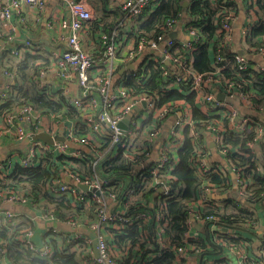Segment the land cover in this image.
<instances>
[{
    "label": "built area",
    "instance_id": "built-area-1",
    "mask_svg": "<svg viewBox=\"0 0 264 264\" xmlns=\"http://www.w3.org/2000/svg\"><path fill=\"white\" fill-rule=\"evenodd\" d=\"M49 2H55L61 12L65 13V7L69 12V19H63L59 23L61 30L69 32L65 48L52 54L50 58L59 66L58 78L65 82H71L72 79H75L79 91L76 96L72 97L65 89L56 93L50 90L47 83L44 82V69L40 70L37 75L38 85L41 90H45L46 95L53 103L72 107L77 113V120L86 126L87 132L86 135L75 134L76 122L74 125L68 126L67 119L64 121L67 124L64 126L63 123L58 130L56 127L59 125L58 122L53 124L49 118V122L42 121L40 114L35 113L34 109L28 105L12 110L2 120L7 128L14 127L17 120L25 122L29 128H34V131L43 127L44 124H49V127L42 128V130L50 136L58 134L63 129L61 133L65 138L63 143L57 142L53 138L52 145L40 141L32 143L25 151L19 165L21 167L36 165L38 158L46 155L83 158L79 151L74 152L73 155L69 153L68 146L70 143L89 147L97 154L93 167L100 160L116 156L118 153L131 160L136 155L149 156L151 148L158 144L156 163L149 166L143 164L142 166L144 169L149 167L150 185L160 195L159 198L153 196L148 204L149 207L156 209H147L130 214L126 202L122 201L125 196L129 201L135 199L133 189H127L124 193L126 195L119 199L117 191L111 192L115 186H110L101 179L98 173L94 172V169L91 175L86 176L66 166L67 169L63 175L71 183L63 181L60 177H51L46 184V189L54 197L68 196L73 208L85 204L95 211L93 219H74L71 216L64 220L71 229L85 227L88 232L94 235L98 252L97 258L94 256L91 240L87 235L74 233L72 239L66 240L69 253L74 255L79 264H126L125 259L129 257L130 252L128 249H117L112 244V233L115 232L123 236L127 234L125 232L129 226L138 222H151V220L155 221V240L159 250L172 252L174 257L172 264H187L189 255L191 253L198 254L199 251L189 244L186 247L170 248L164 232L168 225L165 210L167 200L170 198L167 180L171 179L169 172L174 169V165L166 166V164L171 158H175L183 146L186 130L191 137L192 145H195L196 155L200 154L201 145L197 142V133L191 118L190 108L182 100L160 102L157 96L147 94L144 90L133 93L132 90L124 86L122 81L115 80L117 64L133 65L134 69L130 72H132L136 84L142 86L149 84L150 76L148 73L150 69L160 70L162 76L168 79L166 81L170 82L163 91L177 88L182 80L187 77L190 84L189 91L196 93L195 101L199 105L198 108L204 113H212L218 116V118L212 119L211 123L206 125L205 130H203L211 136L217 152L223 157L231 155L233 151L242 153L238 147L232 148L231 145L224 143V138L228 132L241 135L252 131L255 135L252 141L247 143V147L255 154V146L263 144L264 141V126L255 122L251 118L252 115L241 114L239 108L247 112L257 111L254 100L258 97L251 89H242L231 80L218 79L216 76L221 70L229 67H234L238 71L251 70L254 73L264 74V36L262 43L254 47H250L245 42L254 26L264 25V13L254 5L255 0L248 1L245 9V23L240 29V38L245 55L236 53L232 57V64H230L228 60L217 54L211 63L213 72L204 78L193 71L192 59L186 60L184 56L185 53L195 50L196 45L203 44V38L198 32V28L192 23H188V20L179 18L166 21L157 37L137 35L138 24L149 17L150 13L159 5L160 0H124L120 6L123 12L122 17L115 22L109 33L102 36L103 45L101 50L97 52L87 51L83 47L82 40L89 29L88 22L93 17L89 7L82 0H0V22L7 24L9 31H12L14 25L11 22L15 16L22 23L25 20L22 15L23 11L38 12ZM211 3L216 7L214 24L218 28V34H221L223 39L220 47L231 44L233 24L237 15L235 4H233L234 0H211ZM179 22L183 24L185 34L188 36L187 43H181L170 37L174 27ZM129 35H132L133 38H129ZM33 47L31 40L26 38L20 48L13 49L10 53L12 56L21 59L24 54L34 53ZM137 60L139 63L134 64ZM166 62L172 68L166 66ZM7 74L10 76V73ZM177 91L183 92V89L178 88ZM220 95L223 96L222 99L218 98ZM8 98L7 90L0 91V106L6 103ZM212 109L215 110L212 111ZM257 112L264 117V107H260ZM63 115L61 114L60 117L62 118ZM57 116L58 114H53L51 118L56 120ZM169 119L174 121L167 137L163 138L161 137L163 125ZM224 119H227L226 126L223 124ZM125 121L127 122L125 123ZM15 130L18 140H22L27 134L26 130L21 127H16ZM105 140H108V146L104 151L98 152L100 143ZM145 142L149 149H146ZM227 161L231 165L239 200H245L250 185L249 179L244 169L235 168L231 160L227 159ZM3 166L4 164L0 163V168ZM193 167L199 176L208 172H221L218 168L201 169L196 163ZM255 169L260 170L258 164ZM79 186H88L94 191H83L79 189ZM219 191L221 190L210 185L203 189L199 199L192 204L185 238H190L188 233L192 227V221L206 224L212 244L222 246L227 254H235L237 264H253L249 262L244 249L233 250L227 246V242L219 237V234L226 233L230 238L240 241L241 246H247V242H244L235 230L219 225L218 221L211 216L204 218L200 213V210L206 206L222 207V201H212L210 198ZM224 197L226 198V196ZM26 201L27 197L24 193L17 190L0 191V202L16 204ZM245 205L249 206L247 202ZM113 207L115 208L113 209ZM41 215L47 222L61 220L55 219L52 211L45 207H41ZM23 220L22 215L10 210L0 211V227L6 230H15L17 224L21 221L24 222ZM48 232L52 235L60 233L56 228L48 229ZM19 234L17 240L21 250L31 252L42 259L51 255L52 249L46 239L39 248L31 240L32 231L19 232ZM5 243L0 240V264H8ZM259 251L262 254V263L264 264V248H260ZM156 255L147 253L143 261L145 263L150 262ZM131 262H134V258L131 259Z\"/></svg>",
    "mask_w": 264,
    "mask_h": 264
},
{
    "label": "trees",
    "instance_id": "trees-1",
    "mask_svg": "<svg viewBox=\"0 0 264 264\" xmlns=\"http://www.w3.org/2000/svg\"><path fill=\"white\" fill-rule=\"evenodd\" d=\"M92 4L97 15L88 22L91 32L99 28L106 27L105 32H109L115 22L122 17L120 7L116 14L111 15V19L107 20L108 12L105 11L103 5L108 0H86ZM220 1V0H219ZM187 5L184 6V3ZM235 4V3H233ZM254 5L264 13V0H256ZM185 15L188 23H192L198 28V32L203 38V44L196 45L195 50L190 53H185V59L191 60V66L195 73L207 77L213 72L212 60L214 56L220 54L221 58H225L232 64V57L236 54L231 44L222 46V35L218 34L217 26L214 24V17L216 15V7L211 3V0H160L159 5L150 13L149 17L138 24L137 35L141 37H157L161 33V27L168 20H176L183 18ZM264 36V25H256L253 27L246 43L250 47L260 45ZM137 39V37H134ZM27 55L24 59L16 61L10 65V59L3 63V71L12 75L14 85H8L14 95L8 98L7 102L0 106V122L5 115L17 107L24 105L30 106L32 109H38L45 113L64 114L75 120V134L86 135L87 128L84 124L77 120L76 111L61 103H53L49 96L46 95L44 89H38L35 84V78L42 66L47 62L45 59L37 56L36 54ZM3 56H8L7 52ZM8 75V74H7ZM148 75L150 76L149 84L139 85L133 77L132 72H127L119 79L124 86L137 93L145 91L147 94L157 96L160 102H173L182 100L190 108L191 118L194 121V127L197 133V142L201 145L202 134L199 130H205L206 125L211 123L212 119L218 118L217 115L212 113H204L196 106V93L189 91V80L184 78L182 82L172 90L163 91L166 85L170 82L166 81L167 78L163 77L160 70L150 69ZM218 79H229L236 86L242 89H251L256 95L257 99L254 104L259 111L260 107H264V74L254 73L251 70L238 71L234 67L225 68L220 71L216 76ZM178 88L183 89V92H178ZM62 100V99H60ZM215 109H212L214 111ZM255 122L260 121L251 116ZM223 124L227 125V119H224ZM261 124V123H260ZM146 124L144 125V127ZM254 133L252 131L245 132L244 134H236L228 132L224 138V143L231 145L232 148L238 147L242 153L233 151L231 155L226 158L231 160L235 168L244 169L250 185L247 189V197L245 200H235L233 198L224 199L221 208L206 206L200 213L202 217L211 216L216 219L219 225L227 227L228 229L235 230L240 236L241 232H247L252 229L254 223L257 221L256 208L250 209L246 206L251 203L257 205L260 209L264 210V151L261 154L262 162L248 147L247 143L251 142ZM108 146V140L100 143L98 152L104 151ZM146 149L149 146L145 142ZM200 155H206L207 151L200 147ZM81 151V150H80ZM195 145L191 143V137L188 135L187 130L183 140V146L177 152L174 159H170L166 166L172 164L174 169L171 170V179H168L169 185V199L167 200L165 217L168 219V225L165 227L164 235L167 238L168 246L171 247H186L187 244L194 246L198 250V254L209 252L208 248L215 249L205 238L199 239L185 238L188 231V221L190 217V207L200 197L203 189L213 185L220 189L222 192L226 188L231 187V180L228 175L222 172L212 173L208 172L203 176H199L193 167L197 162ZM83 158L64 157L46 155L45 157L38 158L36 165L30 167H21L16 165L12 172L0 178L1 190H17L20 193L28 192L32 198H45V208L50 209L52 213L61 220H66L73 216L74 219H93L95 211L92 207L80 204L73 208L70 205V198L66 195L54 197L45 190L48 180L54 175L53 169L58 163H70L69 167L77 173L84 175H91L94 172L98 173L101 179L105 180L110 186H115L111 192H116L120 199L127 189L132 188L134 191L135 199L129 201L127 196L124 197L122 202H126L129 213L138 211H145L147 209L153 210L156 208L149 207V201L155 196L159 198L156 189L151 187V176L149 167L142 166L145 164L147 155L133 156L124 158L120 153L113 157H107L100 160L93 167L96 162L97 154L89 147L82 150ZM94 155V156H93ZM259 165L260 170H256V165ZM76 168H73V166ZM138 169V170H136ZM143 169V170H141ZM141 170V171H140ZM131 176V178H129ZM130 182V183H129ZM120 186V187H119ZM157 193V194H156ZM26 196V195H25ZM86 218V219H87ZM211 223V222H210ZM212 223H214L212 221ZM33 231V226L29 222H21L17 224L15 230H6L0 227V240L5 243L7 250V260L10 264H79L74 258V255L69 253V247L66 244V239L59 244L47 237V241L51 246V255L45 259L32 254L31 252L21 250L19 248V241L17 238L19 232ZM50 233V232H48ZM126 235H119L115 232L112 233L111 242L117 249H128L130 255L125 259L126 264H172L174 257L171 251H161L155 240V221L151 222H138L129 226L125 232ZM51 234V233H50ZM61 234V233H60ZM114 234V235H113ZM52 235V234H51ZM55 236V235H53ZM57 236V235H56ZM219 237L227 242V246L233 250H250L247 246H241L240 241L232 239L228 234H219ZM211 239V237H210ZM65 243V245H63ZM260 248H264V236L260 238ZM259 248V249H260ZM147 253L157 254L150 262L145 263L144 256ZM134 258V262L131 259ZM256 258L252 260L253 264H263ZM250 262V261H249Z\"/></svg>",
    "mask_w": 264,
    "mask_h": 264
},
{
    "label": "crops",
    "instance_id": "crops-1",
    "mask_svg": "<svg viewBox=\"0 0 264 264\" xmlns=\"http://www.w3.org/2000/svg\"><path fill=\"white\" fill-rule=\"evenodd\" d=\"M82 1L87 4V6L89 7L92 13V17L94 18L95 15H97V13L95 9H93L92 4L86 0H82ZM123 1L124 0H108V2L103 5L105 11L109 13L107 15V20L105 21L111 19L112 18L111 15H114L116 14L117 11H119L118 7L121 6ZM248 1H252V0H234L237 15H236V21L233 24L234 28H233V40H232L231 48H234L236 53L243 51L242 40L240 38V29L243 27L245 23V9ZM185 3L187 4V2ZM64 12L65 13L61 12L59 6L55 2H49L48 4L45 5V7L42 10L38 12L26 11V10L23 11L22 15L25 17V20L22 23L19 22L18 18L15 16L11 22L14 25L12 31H9V26L7 24H3L0 22V91L7 90L9 93V97L11 95L12 96L14 95V93H12V90L8 88V85H14V81L12 80L13 77L11 74L10 76L7 75L6 71L5 72L3 71L2 64L5 63V61L7 62L8 59H10V65L14 64L18 60L24 59L27 55H24L21 59H18L12 56L10 51H12L13 49L20 48L22 46V42L26 38H28L29 40H31V42L34 45L33 47L34 53H30V54L32 55L36 54L37 56L47 61L45 65L42 66L40 69V70L44 69L43 71H45L44 82L47 83V87H49L50 90L54 91L55 93L60 92L61 89H65L72 97L78 94L79 88L76 80L72 79L71 82H65L64 80L59 79L57 76L59 66L56 63H54V61L50 58L52 54L58 53V51H62L65 48L66 38L69 32L67 30H61L59 28V23L61 20L69 19V12L66 7L64 8ZM183 19L186 20L185 15ZM105 29L106 27L104 26L103 28L101 27L95 30L94 32H91V30L88 29L82 40L83 47L85 48V50L91 52H97L101 50L103 45L102 36L109 33V32H105ZM171 35L170 37L176 39L181 43H187L189 40L188 36L185 34L183 24H181L180 22L176 24ZM129 38H133V36L129 35ZM5 52H7L8 56H3V53ZM135 63H139L138 60L134 62V64ZM130 65L127 64L124 65L120 63L117 64V69L115 71V77H114L115 80L118 81L127 72H129L126 71L125 69H127V67ZM35 84L38 89H41V87H39L38 85L37 76L35 78ZM196 106L197 108L199 107L197 103ZM34 111L35 113L40 114L42 121L49 122V119H51L53 124L58 122L59 125L56 126L58 127V130L60 129V127H62L63 123L64 126L65 124H67L66 122H64L65 119L68 120V126L74 125L75 123L74 119L65 115H63V117L65 116L64 118L63 117L61 118L60 117L61 114H58L57 116L58 120L56 119L57 120L56 121L51 118V115L56 113H45L38 109H34ZM239 112L241 114H245V115L249 114L256 117L260 121V123L264 126V117L259 112L257 111L247 112L242 108H239ZM173 121H174L173 119L172 120L169 119L167 122L164 123L161 137L163 138L167 137L168 131L170 130ZM49 126H50L49 124H44L43 127H40L38 130L34 131V128L31 127L29 128V126L23 121L17 120L14 124V127L11 128H7L6 125L2 123V121L0 122V163L4 164V166L0 168V178L2 176L10 174L12 170L15 168V166L19 165L20 160L24 156L25 151L30 147L32 143L38 141L44 143L41 140L33 139L32 136L38 134L39 132H43L46 135H48L45 131L42 130V128H47ZM16 127H21L25 129L27 132L26 136L22 140H18L16 137V130H15ZM62 130L56 135H50V137L52 139L63 137L61 133ZM199 131L202 134V139H203L200 143L202 145V148L207 151V154L206 155L199 154L198 156H196L197 157L196 164H198V167H201V169H206V170H211L212 168H218L222 173L228 175L231 180V187L226 188L224 192L219 191L216 193V195H212L210 197L211 200L219 201V202L228 198L239 200L237 194V188L234 184V175L230 168L231 167L230 163H228L226 157H223L217 152V150L213 145L211 136L208 133L204 132L203 130H199ZM57 142H61V141H57ZM157 146L158 144H155L153 148H151L149 157L145 162L146 166L156 163ZM86 149L87 147L79 146L75 143H70L68 146V151L72 155L74 154V152L77 151L81 152L82 150H86ZM262 150L264 151V141L263 144H259L254 148L255 154L256 156H258L261 162H262L261 154L263 152ZM69 165L70 163L68 162H64L63 164L58 163L56 167L53 169L54 175L52 176V178L60 177L63 181L71 183L63 175L64 171L67 169ZM45 190H47L46 187ZM0 191H4V190L0 189ZM233 194H235V196ZM25 195L27 197V201L25 203L7 204L0 202V211L6 209L16 214L22 215L24 219L23 221H27L33 226V231H32L33 236L31 240L35 246L40 248L43 242L45 241V239H47V237L55 240L59 244V242L63 240V237H65L66 240L72 239L74 233H80L85 236L87 235V237L90 238V235L92 233L88 232V230H86L85 227H78L76 229H71L62 220H54L47 222L41 215V207H44L42 205L46 203L45 198H42L40 196L39 198H32V196H30L27 191H25ZM224 196H226V198ZM114 208L115 207H113V209ZM254 208H256L257 221L254 223V226L252 227L251 230L248 229L249 231L240 233L242 240H244V242H247V244L251 248L250 250H244L251 263L252 260L255 261L256 258L259 260V262L261 261L260 258L262 254H260L259 251L260 238L264 236V210L260 209L255 204H254ZM254 208L250 206V209H254ZM55 219L58 218L55 216ZM206 226H207L206 224L192 221V227L188 233L189 237L194 239H199L203 237L207 240V237L210 234H209V230L207 231ZM51 228H56L57 230L60 231L61 234L59 233L57 236L51 235L50 233H48V229ZM222 234H226V233H222ZM90 240L92 242L91 238ZM63 245H65V243ZM214 248L215 249H212L211 247L208 248L209 252L201 255L196 253H191L188 257L187 264H237V256L235 254H227L226 253L227 251H225V249L222 247L223 248L222 254L217 255L219 253V250L216 247ZM202 255H204V257L203 260L201 261ZM7 263L10 264L8 260Z\"/></svg>",
    "mask_w": 264,
    "mask_h": 264
},
{
    "label": "water",
    "instance_id": "water-1",
    "mask_svg": "<svg viewBox=\"0 0 264 264\" xmlns=\"http://www.w3.org/2000/svg\"><path fill=\"white\" fill-rule=\"evenodd\" d=\"M186 5H187V4L185 3V6H186ZM171 36H172V35H171ZM239 54L242 55V56L245 55V53H244L243 51L239 52ZM165 65L168 66V67H170V68H172L168 62H166ZM133 69H134V66H133V65H130V66H128L127 69H125V70H126V71H132ZM218 98H219V99H222L223 96L220 95ZM125 122H127V121H125ZM32 137H33V139H35V140H41V141H43L44 143H47V144H49V145H52V144H53V139H52L50 136H48V135H46L45 133H43V132H39L38 134H35V135H33ZM54 140L64 142V141H65V138H64V137H58V138H55ZM79 189H81V190H83V191H94L93 188L88 187V186H79ZM233 195L235 196V194H233ZM250 206H251L252 208H254V204H250ZM207 231H208V227H207ZM90 238L92 239L91 246H92V249H93V252H94V256H95V258H97V257H98V252H97V249H96V241H95V239H94V235L91 234V235H90ZM207 241H208L209 243H211V240H210L209 236L207 237ZM211 244H212V243H211ZM212 245H213L214 247H216V248L219 250V253H218L217 255H221L222 252H223V248H222L221 246H216V245H214V244H212ZM215 255H216V254H215ZM203 257H204V255L201 256V261L203 260Z\"/></svg>",
    "mask_w": 264,
    "mask_h": 264
},
{
    "label": "rangeland",
    "instance_id": "rangeland-1",
    "mask_svg": "<svg viewBox=\"0 0 264 264\" xmlns=\"http://www.w3.org/2000/svg\"><path fill=\"white\" fill-rule=\"evenodd\" d=\"M141 123V121L139 122V124ZM73 168H76V166H73ZM74 171V170H73Z\"/></svg>",
    "mask_w": 264,
    "mask_h": 264
}]
</instances>
